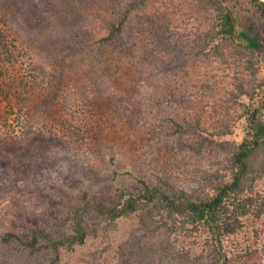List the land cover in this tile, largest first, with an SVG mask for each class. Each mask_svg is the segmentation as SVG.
<instances>
[{
	"label": "trees",
	"instance_id": "1",
	"mask_svg": "<svg viewBox=\"0 0 264 264\" xmlns=\"http://www.w3.org/2000/svg\"><path fill=\"white\" fill-rule=\"evenodd\" d=\"M263 30L264 0H0V196L33 181L26 163L37 153L21 147L47 148L58 136L90 146L111 116L121 119L137 93L128 71L138 58L154 67L164 50L181 48L189 59L221 50L262 74ZM193 36L200 50L184 52ZM261 78L230 174L208 175L200 194L163 179L109 202L85 190L63 212L25 222L26 235L0 232V264H62L66 252L108 237L127 218L136 226L117 245V264H260L264 250L227 241L264 217ZM171 121L180 136L201 130L186 117ZM190 237H202L205 248L180 245Z\"/></svg>",
	"mask_w": 264,
	"mask_h": 264
},
{
	"label": "rangeland",
	"instance_id": "2",
	"mask_svg": "<svg viewBox=\"0 0 264 264\" xmlns=\"http://www.w3.org/2000/svg\"><path fill=\"white\" fill-rule=\"evenodd\" d=\"M195 37H189L188 44L182 43L184 52L200 50L202 43ZM172 41L182 46L179 39ZM169 51L159 52L154 67L139 58L129 67L128 79L135 82L137 93L122 111L121 119L110 117L106 133L94 144L75 147L58 136L47 148L41 145L28 151L21 147L25 149L23 154L37 153L31 163H26L32 169L33 181L21 183L19 189L10 187L0 196V232L26 235L22 227L25 222L63 212L66 203L85 190L109 202L120 191L163 179L176 189L200 194L206 189L208 175L230 174V159L245 135L244 112L254 102V92L259 93L264 72L253 75L245 71L241 59L221 58V50L194 59L185 58L181 48L179 54ZM261 59L264 61V49ZM135 66L142 70L136 67L132 72ZM183 117L198 123L201 130L190 138L176 134L171 120ZM200 141L204 143L198 150L193 146ZM260 186L264 188V182ZM134 226L136 218L119 221L108 237H92L84 247L66 252L62 264H117V245ZM183 241L181 246L198 247V252L205 248L202 237ZM227 244H252L264 250V217L229 238ZM260 264H264V256Z\"/></svg>",
	"mask_w": 264,
	"mask_h": 264
}]
</instances>
